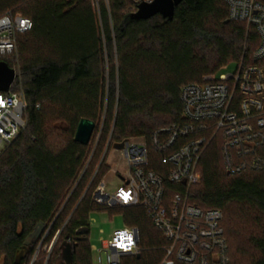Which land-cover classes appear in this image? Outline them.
Here are the masks:
<instances>
[{
  "label": "trees",
  "instance_id": "trees-1",
  "mask_svg": "<svg viewBox=\"0 0 264 264\" xmlns=\"http://www.w3.org/2000/svg\"><path fill=\"white\" fill-rule=\"evenodd\" d=\"M133 8L132 0H0V17L11 11L34 23L18 37V58H0L18 70L29 106L26 130L0 154L3 264H17L40 225L44 232L19 264H31L39 246L56 237L49 259L41 252L34 264H65L68 245L72 264H93L90 217L103 211L140 231V253L121 264H162L167 243L143 209L93 202L106 171L102 162L91 180L87 170L82 174L90 150L74 140L78 125L96 124L99 152L131 139L149 142L182 121V86L222 74L260 41L253 27L229 21L223 0H184L173 20H136ZM150 153L158 171L162 156ZM199 171L203 179L189 201L224 213L231 264H264V172L230 176L217 142Z\"/></svg>",
  "mask_w": 264,
  "mask_h": 264
},
{
  "label": "built area",
  "instance_id": "built-area-1",
  "mask_svg": "<svg viewBox=\"0 0 264 264\" xmlns=\"http://www.w3.org/2000/svg\"><path fill=\"white\" fill-rule=\"evenodd\" d=\"M155 0H132L133 13ZM229 21L243 22L259 35V46L238 63L234 73L211 75L202 83L181 87L182 121L156 131L147 142H124L127 173L113 194L102 181L93 202L108 209L141 208L166 241L162 264H231L224 213L189 201L192 187L203 179L199 165L209 148L220 143L221 159L230 176L264 172V0H223ZM31 19L9 11L0 17V58L18 54V37L31 32ZM16 79L0 93V154L27 128L28 103ZM150 150L162 157L151 169ZM103 233V231H102ZM46 233L45 237L48 236ZM59 233H57V236ZM50 246H39L49 259ZM140 231L127 227L102 240L93 264H121L140 253Z\"/></svg>",
  "mask_w": 264,
  "mask_h": 264
},
{
  "label": "rangeland",
  "instance_id": "rangeland-1",
  "mask_svg": "<svg viewBox=\"0 0 264 264\" xmlns=\"http://www.w3.org/2000/svg\"><path fill=\"white\" fill-rule=\"evenodd\" d=\"M237 66V63H232L225 67L221 72L225 75L234 73L237 69ZM99 138L100 132L95 130L92 140L89 144V159L84 166L82 174H84L87 170V173H91V180L103 162L104 165L102 170L106 171V177L104 178L103 182L107 188V192L113 194L119 187L123 185L120 177H124L128 170V165L123 157L124 142L114 143L110 147L109 145H106L102 152H99L97 151ZM140 139L136 138L129 141H132L133 143H139L141 142ZM125 228H127V226L124 224L123 217L120 214L111 215L107 211L93 212L90 217V244L92 248H101L102 240H109L114 232L123 230ZM95 257L96 253H93V258ZM0 264H3V261H0Z\"/></svg>",
  "mask_w": 264,
  "mask_h": 264
},
{
  "label": "water",
  "instance_id": "water-1",
  "mask_svg": "<svg viewBox=\"0 0 264 264\" xmlns=\"http://www.w3.org/2000/svg\"><path fill=\"white\" fill-rule=\"evenodd\" d=\"M184 0H155L152 4H143L139 6L138 11L132 14V18L136 20H148L155 15H162L163 18L173 20L175 9ZM16 79V72L11 69L6 63L0 62V92H8L11 85ZM96 130V124L93 121L83 119L80 121L76 134L75 142L88 146L92 140ZM44 228L40 225L36 233L26 242L23 250L17 255L16 262L19 264L28 254L29 246L34 240L41 237ZM65 264H72V246L68 245L64 252Z\"/></svg>",
  "mask_w": 264,
  "mask_h": 264
}]
</instances>
